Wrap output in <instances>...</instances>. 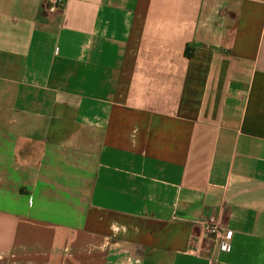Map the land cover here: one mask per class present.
I'll list each match as a JSON object with an SVG mask.
<instances>
[{"label": "crops", "instance_id": "obj_1", "mask_svg": "<svg viewBox=\"0 0 264 264\" xmlns=\"http://www.w3.org/2000/svg\"><path fill=\"white\" fill-rule=\"evenodd\" d=\"M62 2L0 0V264H264V0Z\"/></svg>", "mask_w": 264, "mask_h": 264}, {"label": "built area", "instance_id": "obj_2", "mask_svg": "<svg viewBox=\"0 0 264 264\" xmlns=\"http://www.w3.org/2000/svg\"><path fill=\"white\" fill-rule=\"evenodd\" d=\"M62 0H48L46 10L48 13H54L60 7H62ZM204 228V232L212 236L217 245L218 253H226L229 249V236L230 232L225 230H220L213 218H208L201 223Z\"/></svg>", "mask_w": 264, "mask_h": 264}]
</instances>
